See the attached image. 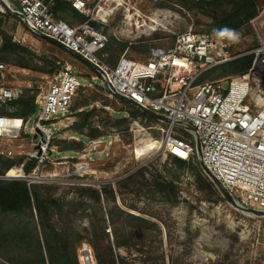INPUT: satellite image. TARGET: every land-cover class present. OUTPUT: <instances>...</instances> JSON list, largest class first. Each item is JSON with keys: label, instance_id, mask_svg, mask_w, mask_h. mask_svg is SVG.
Instances as JSON below:
<instances>
[{"label": "rangeland", "instance_id": "obj_1", "mask_svg": "<svg viewBox=\"0 0 264 264\" xmlns=\"http://www.w3.org/2000/svg\"><path fill=\"white\" fill-rule=\"evenodd\" d=\"M252 1L257 15L240 29L241 37L231 48L236 54L250 51L259 40L264 41V0ZM231 8L230 0H112L105 6L106 20L96 23L115 39L109 57L113 54L117 61L126 52L144 60L151 47L170 46L180 32L190 28L214 30L216 20ZM128 14L133 16L132 24L128 23ZM151 17H156L160 25L151 23ZM58 18L72 25L79 23L67 12ZM255 20L262 23V28L255 27ZM2 33L11 36L18 48L4 50ZM0 35L5 82L20 88L18 99L34 97L35 103L48 81L68 66L83 77V83L97 84L82 87L73 104V108H94L95 112L85 121L77 114L80 110L73 111L72 124L61 128L56 136L57 150L51 161L35 172L40 177L35 183L45 187L41 190L44 197L50 196L63 207V221L74 219L77 234L86 235L84 227L92 213L91 208L84 206L83 210L79 204L81 197L90 201L91 192L85 188L100 189L111 184L116 203L147 220L132 218L123 225L124 229L117 224V233H128L130 237L129 247L118 249L120 259L116 264H264V216L233 206L197 158L183 160L166 152L162 147L163 122L129 113V105L113 95L107 85H101L102 78L93 67L50 40L30 34L16 16L1 10ZM122 45H126L125 50ZM231 64L232 61L212 68L201 80L222 78ZM231 81L244 82L236 76ZM6 109L16 110L10 103ZM75 123L82 125L83 135L76 131ZM29 126L19 137L6 136L0 142V151L4 152L0 154V172L7 158L28 161L23 151L34 150L38 142V138L25 133ZM140 169H145L144 177L129 179ZM0 175L16 176L18 170L12 167ZM165 181L175 187L169 192L170 198L155 191L157 183ZM72 202L78 209L81 207L73 214ZM103 203L108 210L109 202ZM116 219L120 222L123 218L116 215ZM37 220L35 212L24 209L1 213L0 264H41L31 241L40 232L34 227ZM57 224L60 226V220ZM106 232L112 238L110 227ZM62 233L67 234L65 229ZM48 234L53 232L48 230ZM70 250L65 242L60 247L52 246L56 264H86V255L91 264H96L92 247L85 239L76 244V254ZM104 258L108 261L106 254Z\"/></svg>", "mask_w": 264, "mask_h": 264}, {"label": "built area", "instance_id": "obj_2", "mask_svg": "<svg viewBox=\"0 0 264 264\" xmlns=\"http://www.w3.org/2000/svg\"><path fill=\"white\" fill-rule=\"evenodd\" d=\"M54 1L0 0V10L16 16L30 34L47 35L98 66L101 85H107L118 99L127 97L166 117L162 137L166 152L183 160L197 158L238 208L264 211V41L236 54L231 48L241 37L240 30L218 33L190 28L177 34L170 46L151 47L144 60L125 52L112 64L107 51L110 37L93 24L106 20L105 6L112 0H62L87 17L75 25L54 15ZM247 55L253 58L244 73L201 80L212 68ZM5 70L0 63V108L21 93L19 87L6 84ZM233 76L244 82L231 81ZM82 78L68 66L49 80L35 98V112L22 119L17 133L6 129L0 114V142L6 136L19 137L29 124L25 133L38 138L34 150L23 151L37 160V166L27 175L16 167L19 174L12 178L28 184L40 180L35 172L51 161L61 128L72 124L80 89L97 85L83 83Z\"/></svg>", "mask_w": 264, "mask_h": 264}, {"label": "trees", "instance_id": "obj_3", "mask_svg": "<svg viewBox=\"0 0 264 264\" xmlns=\"http://www.w3.org/2000/svg\"><path fill=\"white\" fill-rule=\"evenodd\" d=\"M230 1L232 4L231 10L228 13H224L221 20H216L215 26L213 28L214 30L207 31L218 33L236 32L244 28L243 26L248 23L250 18L257 15V11L254 8L252 0ZM52 11L57 18L59 14L67 12L75 16V19L78 20L79 23L87 19L84 14L74 10L69 3L62 0L54 1ZM93 24L97 29L101 30V25L97 24L96 22H94ZM255 27H257L258 29L262 28V23L255 20ZM2 34L4 50L18 48L19 45L13 43L11 36H9L7 33ZM114 41L115 39L110 37L107 45V51H109V48ZM54 44L62 48L60 45L56 43ZM125 49L126 45H122V50ZM252 58V55H247L233 60L232 64L230 65L231 67L226 68V70H224V72L222 73L223 77L244 73L251 65ZM108 61L112 64L116 62L113 54H111ZM229 68H231L233 71H230ZM121 101L128 104L124 100ZM10 104L14 106L16 110L13 112H9L6 109V106H3L2 108H0V113L2 115L9 117H18L27 120L35 112L34 97H23L12 101ZM128 105L131 110L129 111V113H132L133 115H143L151 118L133 105ZM72 110L75 112L80 110L77 112V114L79 116H83L85 121H87L95 112L94 108L87 110L85 108L79 109V107H76ZM73 126H75L74 128L76 129V131L78 130L79 134L83 135L81 131V124L75 123ZM175 160L183 162L177 158H175ZM3 162L4 171H1L0 174H4L12 167H19L22 174L27 175L30 174L37 166V160L28 158V161H24V158L22 157L17 159L7 158L6 160H3ZM144 170L145 169L138 170L136 173H134V175L130 176L129 179H131L133 176L144 177ZM44 188L45 187L41 184H28V182L21 179L0 180V215L3 212L17 213L23 209L29 211L31 214H34L35 212L37 215L38 220L37 224H35L34 227H37L40 232H37L34 237L32 236L31 241L32 244H34L35 248L38 250L39 261H41V264H47V262L48 264H56V257L53 255L52 246L58 245V247H60L65 242V246L67 247V249L70 248V251L76 254V244L84 239L92 247L96 264H116V261L120 259L118 249L121 247H129L127 239L130 237V234L128 233H124L122 236L119 235V233H117L116 231L118 228L117 224L120 223L122 225V229H124L125 226L123 225L129 222L132 218L139 219L143 222L147 221L142 217L135 216L134 214L121 208L116 203V192L112 188L111 184H104L100 189L85 188L87 190H90L91 192V195H88V199L90 201H88V203L86 200L84 201L83 197H81L79 204L81 205L83 210L84 206L91 208L92 213L88 217L87 226L84 227L86 235L83 237L82 235L76 233V230L74 228V219L71 221L69 220L68 222L63 221V207L61 205H58L56 200L52 199L50 196L48 198H45L44 193H42L41 191ZM174 188L175 187L173 186L172 182L165 181L163 183H157L155 191L164 193L167 197L170 198L169 192L170 190H174ZM105 201L109 202L108 210L105 208L106 206H104L105 203L103 202ZM81 207L78 209L72 202L70 210L73 209V211L71 213L73 214L77 210H80ZM116 215H121L123 219H121L120 222L117 221ZM59 220L61 223L60 226L57 224ZM108 227H110L111 231H113L112 238L109 233L106 232V229ZM63 229L66 230V235H63ZM48 230L53 232L51 236H49ZM105 254L108 257V261L106 262L104 258Z\"/></svg>", "mask_w": 264, "mask_h": 264}, {"label": "water", "instance_id": "obj_4", "mask_svg": "<svg viewBox=\"0 0 264 264\" xmlns=\"http://www.w3.org/2000/svg\"><path fill=\"white\" fill-rule=\"evenodd\" d=\"M4 8L6 10H9V8L4 4ZM42 37L50 40L51 42L53 43H57L56 40L52 39L51 37L47 36V35H42ZM71 53H73L74 55H76L78 58H80L82 61L86 62L87 64H89L91 67H93L98 73L100 72V69L98 66H96L95 64L91 63L90 61L84 59L80 54L76 53V52H73V51H70ZM119 98L121 100H124L125 102H127L128 104H131L133 105L134 107L138 108L140 111H142L143 113H145L146 115L152 117L153 119H156V120H159L161 122H167V118L162 116V115H159L147 108H144L142 107L141 105H137L135 104L132 100H130L129 98L127 97H123V96H119ZM38 133L40 134V131H38ZM39 148V147H38ZM205 167V166H204ZM206 168V167H205ZM206 171L209 173V175L212 177L213 181L218 185L221 193L223 194V196L235 207H237L234 199L232 198V196L229 194V192L221 185V183L219 182V180L212 174L210 173L207 169ZM0 179H17V177L15 178H12L11 176L9 175H0ZM238 208V207H237ZM243 211H246V212H250V213H253V214H258V215H263L264 216V211H259V210H255V209H242V208H239ZM86 260L88 262V264H91V261H90V256L89 255H86Z\"/></svg>", "mask_w": 264, "mask_h": 264}, {"label": "bare ground", "instance_id": "obj_5", "mask_svg": "<svg viewBox=\"0 0 264 264\" xmlns=\"http://www.w3.org/2000/svg\"><path fill=\"white\" fill-rule=\"evenodd\" d=\"M122 1V0H121ZM127 19L129 20V24H132L131 23V20L133 19V16L131 14H128L127 15ZM150 21L151 23H154V24H158L160 25V22L159 20L156 18V17H151L150 18ZM152 25V24H151ZM151 27L152 30H154V26H149V28ZM7 120H8V123H7ZM2 121L8 125V127H6V129L8 131H11L12 133H17L19 128L23 125V122H22V119L21 118H18V117H9V116H4L2 118ZM17 134H15L14 136H16ZM36 179V177H35ZM87 261V260H86ZM88 264V262L86 263Z\"/></svg>", "mask_w": 264, "mask_h": 264}]
</instances>
